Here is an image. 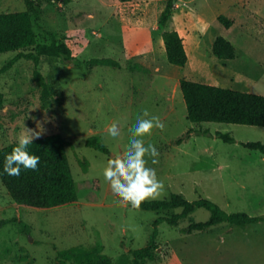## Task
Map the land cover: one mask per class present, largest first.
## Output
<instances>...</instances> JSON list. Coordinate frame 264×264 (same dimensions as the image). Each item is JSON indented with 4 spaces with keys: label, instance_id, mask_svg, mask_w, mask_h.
I'll use <instances>...</instances> for the list:
<instances>
[{
    "label": "rangeland",
    "instance_id": "obj_1",
    "mask_svg": "<svg viewBox=\"0 0 264 264\" xmlns=\"http://www.w3.org/2000/svg\"><path fill=\"white\" fill-rule=\"evenodd\" d=\"M166 4L167 0L54 1L33 15L38 42L50 44L53 32L65 39L77 61L41 57L37 68L52 89L49 107L41 100L34 61L22 58L0 75V149L16 143L24 127L35 129L37 121L42 123L41 137L62 134L79 202L54 209L26 207L12 198L0 178V264H87L85 253H70L79 248H99L113 264H134L133 251L148 245L155 220L181 212L121 205L104 180L108 159L125 150L128 129L145 109L164 124L163 130L154 129L145 137V144H153L159 153L156 163L146 157L147 166L163 183L156 199L181 193L190 201L209 198L229 212L264 215V154L241 144L264 142V127L189 120L181 76L173 74L176 66L167 59L159 28ZM26 10L25 0H0V14ZM214 10L235 24L226 29ZM171 19L169 28L180 31L188 49L198 43L204 47L215 35L226 37L237 49L231 61H220L208 47L209 58H196L192 52L191 74L264 95V0H177ZM20 51L0 54V68ZM104 58L116 63L93 62ZM117 121L120 136L113 139L106 127ZM206 129L230 133L236 142L199 133ZM92 135L109 153L87 146ZM209 217L210 211L201 207L178 224H160L154 258L143 262L264 264V222L247 227L223 223L185 233L191 222Z\"/></svg>",
    "mask_w": 264,
    "mask_h": 264
},
{
    "label": "trees",
    "instance_id": "obj_2",
    "mask_svg": "<svg viewBox=\"0 0 264 264\" xmlns=\"http://www.w3.org/2000/svg\"><path fill=\"white\" fill-rule=\"evenodd\" d=\"M54 1L70 2V0H25L28 10L0 14V54L21 50L17 56L0 68V75L22 58L34 61L36 65L34 77L40 88L41 100L45 107L51 106L52 89L45 76L37 68L41 57L52 56L68 61H77V57L65 39L58 38L53 32H50L53 38L50 44L38 42L34 30L33 15L38 14L39 8L43 9ZM121 1L130 2L133 0ZM176 4L177 0H167L166 7L159 18V28L163 31L162 37L168 61L175 66L183 67L189 61L184 37L178 30L169 28ZM217 21L226 29H230L235 24V20L224 13L217 16ZM31 47L35 51H22ZM212 51L220 60H234L237 57L235 45L222 35L216 38ZM93 62L103 66L116 63L111 58L93 59ZM180 88L186 101L188 118L192 122H224L264 127V95L186 78L180 80ZM190 133L191 131L188 132V134ZM199 133L216 136L226 143L236 142L230 133L217 131L213 134L209 129ZM182 141L183 138L177 140L179 143ZM241 144L245 148L264 154V142L262 141H248ZM66 145L67 142L60 133L35 139L28 146V152L40 157L38 168L35 171L21 168L19 177L9 176L3 172L5 157L12 152L16 143L0 149V178L16 202L38 209H54L79 202V192ZM87 146L109 153L106 144L96 135L87 139ZM140 207L152 211L181 209V212L171 217H158L155 220L148 245L133 251L134 264H146L143 262L144 259L154 258L160 224L166 221L178 224L197 208L208 209L210 217L205 221L191 222L184 230L187 234L204 232L223 223L247 227L252 223L264 222V215L253 216L244 211L229 212L209 198L190 201L181 193L172 194L170 199H148ZM70 253L80 255L85 253V260L89 261L87 264H113L106 255L100 252L99 248L72 249Z\"/></svg>",
    "mask_w": 264,
    "mask_h": 264
},
{
    "label": "clouds",
    "instance_id": "obj_3",
    "mask_svg": "<svg viewBox=\"0 0 264 264\" xmlns=\"http://www.w3.org/2000/svg\"><path fill=\"white\" fill-rule=\"evenodd\" d=\"M164 124L158 116H152L145 109L129 127V140L122 153H113L103 169V177L111 192L118 198L121 205L131 204L139 209L148 199L160 196L163 183L157 177L154 168L147 166L146 157L159 155L157 148L149 143L145 144V137L150 136L154 129L163 130ZM43 131L41 121L36 122L35 129L24 127L19 133L16 146L6 155L3 172L9 176L19 177L21 168L35 171L40 163V157L28 152V146L35 139L41 137ZM106 133L113 139L120 136L119 122H113L106 127Z\"/></svg>",
    "mask_w": 264,
    "mask_h": 264
},
{
    "label": "crops",
    "instance_id": "obj_4",
    "mask_svg": "<svg viewBox=\"0 0 264 264\" xmlns=\"http://www.w3.org/2000/svg\"><path fill=\"white\" fill-rule=\"evenodd\" d=\"M177 12L179 14V10ZM177 12H176V14H177ZM219 12H221V11L220 10H214L212 13L217 16L219 14ZM170 22H172V19L170 20ZM217 37H218V35H215L212 39H209V40L206 39L205 43H204V47H203L202 43H198V44L194 45V47L188 49L187 44L185 43L186 44V49H187V52H188V55H189V61L183 67H180V66L174 67V70H173L174 76L179 74L181 76L180 80L182 78H186V79L190 78V80H193V81H198V82H203V83H208V84L218 85V86H225L227 84L226 80L215 79L213 77H210L209 75H208V78L206 79V78H204V77H202V76H200V75H198L196 73L191 74L188 71V68H189V66L192 63V55H191V53L192 52L195 53L196 58H198V57L199 58H202V57L209 58L208 50H206V48L208 47L207 49H210L212 51L213 44H214V42H215ZM210 40H211V42H209ZM202 51H204L205 54ZM220 61H231V60H220ZM186 73H188V74L186 75Z\"/></svg>",
    "mask_w": 264,
    "mask_h": 264
}]
</instances>
